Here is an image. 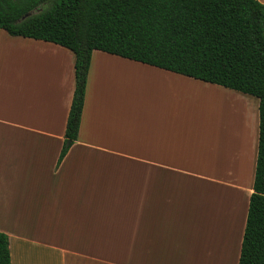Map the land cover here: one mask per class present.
Segmentation results:
<instances>
[{
    "label": "crops",
    "instance_id": "obj_1",
    "mask_svg": "<svg viewBox=\"0 0 264 264\" xmlns=\"http://www.w3.org/2000/svg\"><path fill=\"white\" fill-rule=\"evenodd\" d=\"M73 65L66 47L0 30L11 264H237L258 99L93 50L77 138L58 162Z\"/></svg>",
    "mask_w": 264,
    "mask_h": 264
},
{
    "label": "trees",
    "instance_id": "obj_2",
    "mask_svg": "<svg viewBox=\"0 0 264 264\" xmlns=\"http://www.w3.org/2000/svg\"><path fill=\"white\" fill-rule=\"evenodd\" d=\"M74 54L62 160L77 138L91 52L190 76L258 99L252 193L237 264H264V3L259 0H0V30ZM0 264H11L0 231Z\"/></svg>",
    "mask_w": 264,
    "mask_h": 264
},
{
    "label": "rangeland",
    "instance_id": "obj_3",
    "mask_svg": "<svg viewBox=\"0 0 264 264\" xmlns=\"http://www.w3.org/2000/svg\"><path fill=\"white\" fill-rule=\"evenodd\" d=\"M250 98H252V99H256L255 97H253V96H249ZM241 105H242V109L244 108V107H246L245 106V103H242V101H241Z\"/></svg>",
    "mask_w": 264,
    "mask_h": 264
}]
</instances>
